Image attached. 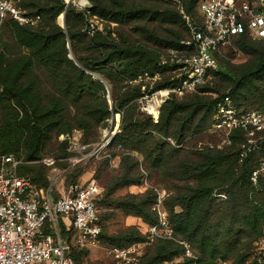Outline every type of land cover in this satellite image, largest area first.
Masks as SVG:
<instances>
[{"label": "rangeland", "instance_id": "obj_1", "mask_svg": "<svg viewBox=\"0 0 264 264\" xmlns=\"http://www.w3.org/2000/svg\"><path fill=\"white\" fill-rule=\"evenodd\" d=\"M98 1L101 5L97 7L93 0H83L82 3L72 0L69 3L75 13H85L81 17H71L70 28L77 38L82 39L75 45L76 57L72 50L71 52L80 66L79 62L98 64L94 58L98 52L107 58L105 65H95L97 69L94 72L84 69L85 74L103 84V91L85 94L81 100L75 101L72 95L64 96L67 93L65 79L48 67L36 64L33 72L24 79L32 81L33 93L40 99V104L48 107L54 105L58 110L62 109L54 119V127L48 131L42 142L38 159L26 160L25 153L17 155L23 161V171L33 177L38 186L50 187L54 193H62L72 183L97 182L102 188L99 208L104 235L111 236L129 229L140 232L145 237L144 241L122 246L130 248L138 262L140 257L152 252L158 238L150 239L146 233L145 222L139 217L124 214L116 199L127 194L143 195L150 190L154 199L153 209L162 214L166 212L163 206L165 199L176 190L178 183L167 176L165 162L159 161L151 165L139 151H129L131 158L127 162L134 166L131 172L139 176V179L134 185L122 186L112 194L108 193L125 166L122 163L125 150L117 144V136L124 122L132 115L133 119L140 122L151 120L156 123L161 111L159 108L155 116L142 111L138 95L128 99L121 107L118 104L127 94H136L139 85L130 83V80L144 71L150 72L154 68L156 57L158 59L166 56L168 52L165 48L179 39H185L186 34L176 11L177 3L170 0ZM198 1L178 0V4H184L194 13ZM59 14L55 23L61 26ZM90 23L95 26L93 32L88 30ZM97 30L103 32L108 40H115L120 44V49L113 50L110 46H105L98 50L94 46L97 40L99 42L95 34ZM9 38V30L3 25L0 27V45ZM217 62V71L210 74L200 89L193 91L188 97H172L167 103L184 101L193 95L205 96L208 103L215 97L230 94L245 109L264 111V42L248 35L241 39L235 37L229 46L220 51ZM164 76L171 78L174 74L167 71ZM98 95L105 99L110 111L101 122L95 120L96 115L90 117L93 110L101 108L99 100L91 98ZM143 105L146 106V103L143 102ZM115 106H118L116 112L112 110ZM206 107L207 105L203 106L194 119L187 122L183 127L184 131H179L176 127H180L183 121L176 120L172 129L177 135V130L180 132L181 141L167 138L166 142L178 150L179 158H187L192 151L203 147L223 146L224 136L212 131L210 114H204ZM184 124L185 121L182 125ZM105 130H115L111 143L93 153L92 150L104 141ZM242 152L251 151L245 147ZM254 157L255 171L252 172V181L255 184L257 176L264 177L263 151H257ZM218 196L219 199H225L224 195ZM256 235L257 230L248 229L242 223L236 225L235 236H229L228 246L234 245L232 250L239 249L244 259L218 261L217 264H256L253 260L260 257L259 250L264 245V226L261 234L257 237ZM113 248L121 246L116 243L107 245L102 239L101 246L84 253L79 264H123L113 259L109 252ZM183 260L184 258L177 257L174 262Z\"/></svg>", "mask_w": 264, "mask_h": 264}, {"label": "trees", "instance_id": "obj_2", "mask_svg": "<svg viewBox=\"0 0 264 264\" xmlns=\"http://www.w3.org/2000/svg\"><path fill=\"white\" fill-rule=\"evenodd\" d=\"M15 2L25 15L38 16L39 20L34 26L19 24L11 19H6L0 24V27L7 26L10 35L8 41L0 45V153L12 154L16 157H19L17 153H25L26 160H36L42 142L48 131L54 127V119L62 108L58 110L57 106L48 107L40 104V99H37L33 93L32 81H26L24 78L33 72L36 64L48 67L65 79L67 93L64 96L72 95L73 99L78 101L85 94L91 95L97 91H103V84L93 79L91 75L85 74L84 69L94 72L97 69L95 65H105L107 58L98 52V55L94 57L98 64L97 62L90 64L79 62L81 66H77L68 57L67 42L76 57L75 45L82 41L70 28L71 17H81L85 13H75L74 8L69 4L65 10L66 32H64V29L55 23L56 16L61 14L65 7V2L62 0H15ZM93 2L95 7L101 5L98 0ZM196 5L194 13L184 4L182 7L185 12L195 15ZM176 11L187 37V30L177 6ZM95 34L99 38V42L97 40L94 45L98 50L105 46H110L113 50L120 49V44L115 40H108L100 30H97ZM237 37L246 38L247 34H240ZM180 40L165 49L168 51L171 48L180 47ZM159 59L160 57L158 59L156 57L152 70L158 69ZM171 68L173 67L164 66L159 69L162 79L155 84V87L170 84L171 78H165L164 73L173 72ZM216 71L217 69L211 73ZM199 87L197 89H200ZM136 90V94H127L118 105L123 106L133 96L140 97V87L138 86ZM192 93L185 96L188 97ZM228 95L231 97L230 94ZM91 98H97L101 108L93 110L90 117L96 115L94 116L96 121H104L110 113L107 102L99 95ZM205 98V96L193 95L184 101L166 102L160 107V116L156 123L151 120L140 122L130 115L117 136V144L126 153L122 158L125 166L108 193L112 194L122 186L137 183L139 176L131 172L134 166L127 162L131 158L129 151H139L151 165L159 161L165 162L167 176L178 183L176 190L165 199L163 205L175 238L190 245L199 264H217L218 261L229 259L242 261L244 255L239 253V249L232 250L234 245L228 246V239L229 236H235V226L241 223L248 229L257 230L256 237L262 232L264 177L257 176L254 184L252 172L255 171V154L257 151H263L264 154V133H261V139L257 140L259 148L247 152L243 158H240V154L243 145L246 144V137L240 130H234L230 134L228 145L220 148L203 147L192 151L187 158H179L178 150L171 147L166 139L174 138L181 141L182 135L179 131L182 129L184 131L183 127L187 122L194 119L205 105L207 107L204 114H210L211 122L214 105L219 97L213 98L208 103ZM231 100L238 110L247 111L232 97ZM117 108L118 106H115L112 110L116 112ZM250 111L264 112L263 110ZM176 120L185 121L184 125L182 122L180 127L176 126L179 129L178 135L172 129ZM170 159L174 162H170ZM22 165L19 169L21 174L28 175L37 188H46L38 186L33 177L23 171ZM220 194L224 195L225 199H219ZM101 195L102 191L99 195L98 207ZM116 201L124 214L141 218L146 228L159 220V214L153 209L154 199L150 190L143 195L127 194ZM99 222L100 244L95 248L101 246L102 239L107 245L116 243L121 248H125L122 247L123 245L142 242L145 239L140 232L132 229L111 236L104 235L100 221V208ZM91 249L72 248L70 254L74 264H79L82 255ZM182 253L183 248L178 242L158 238L152 252L140 257L137 263L190 264L188 259L174 262L175 258L182 257ZM253 261L258 264L255 259Z\"/></svg>", "mask_w": 264, "mask_h": 264}, {"label": "built area", "instance_id": "obj_3", "mask_svg": "<svg viewBox=\"0 0 264 264\" xmlns=\"http://www.w3.org/2000/svg\"><path fill=\"white\" fill-rule=\"evenodd\" d=\"M170 1L177 3L187 37L179 41L180 47L160 57L158 69L144 71L130 80L139 85L141 109L151 116L172 97H183L205 84L217 69L220 51L238 35L264 41V0H199L195 15L185 12L178 0ZM6 19L34 26L39 17L25 15L15 0H0V24ZM94 28L90 23L88 30L93 32ZM164 66L173 67L174 76L169 85L155 87L162 79L159 69ZM155 96H160L161 103L150 112L148 106ZM211 126L212 131L224 136L223 146L229 144L234 130H240L246 137L243 148L255 151L264 133V112L238 110L231 97L224 94L215 102ZM106 132L93 153L111 143L115 130ZM245 155L246 152L240 154ZM22 164L20 157L0 153V264H74L72 248L88 249L100 244L101 186L95 181L72 183L62 193H54L50 187L37 188L28 175L21 174ZM146 232L150 239L178 242L183 248L180 258L199 264L190 245L175 238L165 213L159 214L158 222L147 226ZM260 249L256 260L264 264V245ZM109 252L123 264H137L130 248H113Z\"/></svg>", "mask_w": 264, "mask_h": 264}, {"label": "water", "instance_id": "obj_4", "mask_svg": "<svg viewBox=\"0 0 264 264\" xmlns=\"http://www.w3.org/2000/svg\"><path fill=\"white\" fill-rule=\"evenodd\" d=\"M71 1H72V0H67V1L65 2V7H64V9H63V11H62V13H61V26H60V27L64 29V32H66V30H65V20H64V17H65V10H66L67 6L69 5V3H70ZM67 48H68V50H69V55H68V57H69L71 60H73L74 63L78 66V63L76 62V60H75V58H74V56H73V54H72V52H71V50H70V46H69L68 42H67Z\"/></svg>", "mask_w": 264, "mask_h": 264}, {"label": "bare ground", "instance_id": "obj_5", "mask_svg": "<svg viewBox=\"0 0 264 264\" xmlns=\"http://www.w3.org/2000/svg\"><path fill=\"white\" fill-rule=\"evenodd\" d=\"M76 1L82 3L83 0H76ZM58 20H59V23H60V25H61V14L58 16ZM160 102H161L160 96H155V97L153 98V102L149 104V106H148V110H149L150 112H154V111H156L157 108H158V105L160 104Z\"/></svg>", "mask_w": 264, "mask_h": 264}]
</instances>
